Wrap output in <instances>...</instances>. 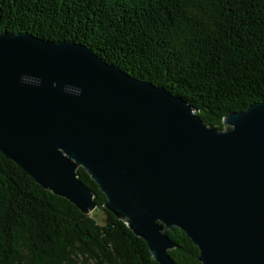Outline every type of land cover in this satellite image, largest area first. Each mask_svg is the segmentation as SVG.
<instances>
[{
  "label": "water",
  "instance_id": "obj_1",
  "mask_svg": "<svg viewBox=\"0 0 264 264\" xmlns=\"http://www.w3.org/2000/svg\"><path fill=\"white\" fill-rule=\"evenodd\" d=\"M221 123L84 46L0 33V154L88 215L81 168L157 264L171 228L199 264H264V102Z\"/></svg>",
  "mask_w": 264,
  "mask_h": 264
},
{
  "label": "trees",
  "instance_id": "obj_2",
  "mask_svg": "<svg viewBox=\"0 0 264 264\" xmlns=\"http://www.w3.org/2000/svg\"><path fill=\"white\" fill-rule=\"evenodd\" d=\"M0 33L84 46L218 131L227 114L264 102V0H0ZM75 173L93 194L88 215L0 154V264H157ZM163 232L174 264H199L182 232Z\"/></svg>",
  "mask_w": 264,
  "mask_h": 264
}]
</instances>
